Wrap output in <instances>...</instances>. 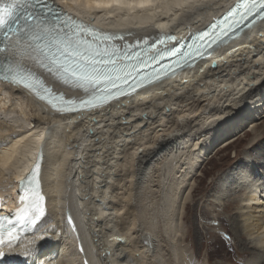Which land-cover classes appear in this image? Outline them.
Segmentation results:
<instances>
[{
	"label": "bare ground",
	"instance_id": "bare-ground-1",
	"mask_svg": "<svg viewBox=\"0 0 264 264\" xmlns=\"http://www.w3.org/2000/svg\"><path fill=\"white\" fill-rule=\"evenodd\" d=\"M58 1L75 9L83 25L114 36L115 43L125 47L144 37L152 40L174 34L180 40L188 39L239 0ZM87 20H105L112 27ZM35 69L50 89L67 98L87 93L45 69ZM15 107L27 120L13 121ZM186 108L191 111L188 115L194 114V121L187 119L188 125H182ZM172 115L178 121L176 128L155 136L152 149H145V140L138 142L139 135ZM0 116L4 118L0 121L2 212L23 205L19 184L29 176L40 152L44 154V197L37 205L44 216L36 227L12 239V247L0 249L6 253L0 264L67 263L61 255L71 256L69 264H137L134 258L152 255L158 226L153 217L141 216L142 207L139 214L131 211L136 227L130 223L121 231L115 175L122 155L133 160L124 166V174L131 175L137 191L144 189L157 161L164 158L180 169V176L171 181L176 194L170 195L164 207L166 236L162 237L171 250V262L191 264L182 246L185 234L180 222L194 193L196 173L217 149L234 144L247 128L258 133L264 120V18L196 65L90 110L61 113L0 81ZM260 141H253L252 148ZM255 157L221 179L217 201L224 210L242 205L232 217L236 240L244 247L241 254L249 258L248 264H264V151ZM240 192L239 199L235 196ZM140 224L141 230L137 228ZM137 233L142 254L135 249L139 256L134 257L126 248L131 244L128 239Z\"/></svg>",
	"mask_w": 264,
	"mask_h": 264
},
{
	"label": "snow or ice",
	"instance_id": "snow-or-ice-1",
	"mask_svg": "<svg viewBox=\"0 0 264 264\" xmlns=\"http://www.w3.org/2000/svg\"><path fill=\"white\" fill-rule=\"evenodd\" d=\"M244 7L246 13L255 9L256 13L264 16V0H250ZM91 31L59 8L54 0H0V79L34 91L40 99H48L52 103L50 90L31 71V63L65 84L95 93L91 99L80 102L82 107L93 106L97 99L129 94L120 85L127 84L133 73L139 75V69L147 61L138 57L136 64L121 63L117 59L120 50L114 46L110 50L95 35L89 39L86 32ZM207 35V32L203 33V36ZM159 55L163 59L164 53ZM143 86V79L134 80L130 88L134 92ZM57 110L76 109L68 103ZM39 172L40 165L37 164L27 178L29 184L38 183ZM43 216V208L34 207L31 214L18 215V222L36 227ZM4 246L12 247L13 242L11 238L5 242L0 231V249ZM5 255L0 250V257Z\"/></svg>",
	"mask_w": 264,
	"mask_h": 264
},
{
	"label": "rangeland",
	"instance_id": "rangeland-1",
	"mask_svg": "<svg viewBox=\"0 0 264 264\" xmlns=\"http://www.w3.org/2000/svg\"><path fill=\"white\" fill-rule=\"evenodd\" d=\"M54 2L63 6L64 9L68 10L69 12L78 14L75 9L63 4V1L54 0ZM89 22H91L90 24L93 25L99 24L102 26L112 27L111 25L107 24L105 20H100L98 23L96 21L95 23H92L93 21H88V23ZM117 26L124 27L127 25L119 24ZM140 40H142V38ZM128 41L133 42L131 40ZM206 104L207 102L202 103V106ZM12 110L13 115L11 116L14 117L13 121L14 119L16 121H21L23 119L27 120L28 117L24 115L19 108L17 109L15 107V109L12 108ZM183 112H185L187 115L181 117L182 125H188V121L193 119L194 114L192 113L193 115H188L191 112L189 111V108L184 109ZM176 116L178 115L176 114ZM176 116H169L164 122H157L154 126L148 128L145 127L146 131L139 135L138 139L140 140L138 142L140 143V141L142 142L145 140V142H142L144 144L146 143L145 146L147 148L145 147V149L151 150L153 140L156 138L155 136H160L166 133L170 134L172 130L176 128L175 125L177 126L178 122L177 120H174V117ZM2 120H4V118L0 116V121L2 122ZM25 120H23V122ZM8 121L11 120L7 119V122ZM192 121H194V119ZM192 121L190 120V122ZM260 125L261 126L258 130V133L251 132V128L249 127L244 132H242L240 136H238V140L234 144H231L229 147L224 149H217L216 152H214V154L206 160L205 164L199 169V172L196 173V176L192 181V184L194 185V193L187 202L188 204L186 205V210L183 213V219L180 222L183 234H185V239L182 243V246L186 249L188 259L191 261V264H248L250 262L249 258H245L241 254L244 247L239 243L238 240H236L237 236L234 233L232 221V217L235 216L242 205L240 204L239 206L237 205L234 207L231 206L232 209L230 208L229 210H224V206L217 201V197L220 192L219 188L221 179L223 177H225L231 170H235L241 166V164L244 165L248 164L249 161L252 162L253 159L257 158L255 156H258L259 153L264 151V120L261 121ZM258 140H261L258 143L259 145L255 148H252V142ZM141 146H143V144ZM129 153H131V150H129ZM121 157L122 158H120L117 169L119 171H117L115 175L117 179L116 182H118H115L118 188L115 201L117 202L116 205H118L117 210L119 211L120 215L118 216L119 218H122L120 221L122 222L121 231L125 230L127 224L132 223L130 225H135L134 222H136V219L131 215V211L135 210V213L139 214L141 207V216L145 219H150L153 217L158 226H155L157 228V234H154L155 237L153 236L155 238V244L157 245L154 253L148 257L144 256L145 258L143 259L142 257L134 259L137 264H173L174 262H171V250L168 247V242H164L162 237V235L166 236V218L163 212L164 207H166L165 204L168 201L170 195L174 196L176 194V191L173 192V190H171V181L173 176H180V169L178 167L176 169L171 167V163L165 161L164 158L163 160L161 159L157 161L154 166V172L149 174L144 189L137 191V185L135 182L133 183L131 175H126L127 177H125L124 174L126 171L124 166H126L127 162L131 164L133 160L131 161V157L129 156L123 157L122 155ZM166 162L167 166H165ZM125 178H127V180ZM241 196L242 194L240 192L235 197L240 199ZM123 223L126 225L122 228ZM141 226L142 225L140 224V226L138 225L137 228L141 230ZM131 232H136V229L131 230ZM138 234L139 233H137V235L134 234L132 237H130V239H128L132 245H134L135 242H139V239L135 238L138 236ZM131 244H129V248L127 246V248L125 247L128 249L126 252H132L134 257H138V253L142 254L139 251L142 247L140 242L137 244L138 247H135L134 245L132 248ZM130 245L132 249L130 248ZM145 248L146 246L144 245L143 250H145ZM135 249H138L139 252L137 253V250ZM69 256L70 255H61L62 260L67 262L65 264H69L68 260L71 259V256ZM64 257L66 259H64Z\"/></svg>",
	"mask_w": 264,
	"mask_h": 264
},
{
	"label": "water",
	"instance_id": "water-1",
	"mask_svg": "<svg viewBox=\"0 0 264 264\" xmlns=\"http://www.w3.org/2000/svg\"><path fill=\"white\" fill-rule=\"evenodd\" d=\"M215 67V66H214ZM43 169V168H42ZM42 172V170H40L39 174ZM39 177V176H38Z\"/></svg>",
	"mask_w": 264,
	"mask_h": 264
}]
</instances>
